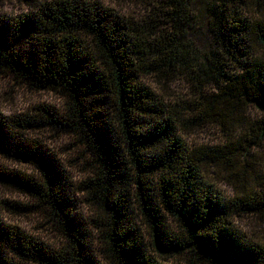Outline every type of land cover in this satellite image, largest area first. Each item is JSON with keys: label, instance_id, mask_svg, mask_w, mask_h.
Instances as JSON below:
<instances>
[{"label": "trees", "instance_id": "16d2710c", "mask_svg": "<svg viewBox=\"0 0 264 264\" xmlns=\"http://www.w3.org/2000/svg\"><path fill=\"white\" fill-rule=\"evenodd\" d=\"M22 1L24 12L0 15V71L58 103L0 111V158L35 170L0 163V185L39 200L65 245L6 222L2 208L27 207L4 199L0 264H167L151 250L170 264H264V244L235 223L264 219V15L252 17L247 0H200L197 13L191 0H145L134 15L100 0ZM196 14L211 35L202 56L187 36ZM151 75L186 77L191 98L166 102ZM215 124L225 143L184 140ZM45 129L91 153L90 178L74 186L55 150L29 135ZM208 172L238 192L225 196Z\"/></svg>", "mask_w": 264, "mask_h": 264}, {"label": "rangeland", "instance_id": "374dc122", "mask_svg": "<svg viewBox=\"0 0 264 264\" xmlns=\"http://www.w3.org/2000/svg\"><path fill=\"white\" fill-rule=\"evenodd\" d=\"M100 1L125 15L143 14L144 11L146 12V7H144L145 0ZM247 1L249 7L248 13L252 17L264 15V5L259 9L256 7V2L258 0ZM200 6V0H191V8L194 12H196ZM25 9L26 5L22 0H0V15L16 16L24 12ZM197 18L199 19L198 22L196 21L198 26H196L192 32H189L187 36L191 39L192 47H194V49L197 50V53L201 55L212 47V43L211 35L207 30L206 17H204V14H198ZM145 80L148 85L160 93L168 103L174 104L179 100L191 98L192 87L186 81V77L176 76L167 83H164L162 80L160 81L155 75L145 77ZM43 103L54 105L55 103H58V98L54 94L45 91L33 90L30 87L25 86L13 75L0 71V111L8 115L19 112H35L34 107ZM248 110L252 113L255 111V108L249 107ZM29 135L35 138H41V140L55 150L60 159L65 163L66 169L74 182V186H78L90 178L92 174L90 165L93 160V156L77 140L76 137L69 136L53 129L31 132ZM227 139L228 138L222 131L220 125L217 124L214 126H208L203 131L197 130L196 132H190L184 137V140L188 144L196 146L221 145L225 143ZM262 155V161L264 162V152H262ZM0 163L11 169L18 170L29 175H35V170L24 164L6 161L3 158H0ZM207 174L208 179L211 182H214L216 187L220 189L222 194L225 196L229 197L238 192L232 181H227L225 178H222L225 174H219L217 176H213L210 172ZM76 196L80 197V210H82L85 215L90 218L94 217L95 212H90L86 205L87 203L84 201L85 197L78 193ZM4 199L19 202L27 207L26 210L17 212L13 210L5 211L2 208V211L4 212L2 215L6 222L17 225L25 232L44 239L52 246L63 247L65 245V238L62 236V233L58 231L56 223L53 221L49 210L42 208L39 200L0 185V201ZM134 211L135 217L137 221H139L141 219V213L138 207L134 208ZM235 223L250 238L256 239L264 244V219L255 216H244L236 219ZM171 225L172 228H177V223L175 221H172ZM147 238L150 242L151 238L148 236ZM151 251L152 254L160 260V262L170 264L159 256V254L153 250ZM176 258L172 260H176ZM177 259L179 261H184V264H187V257H178Z\"/></svg>", "mask_w": 264, "mask_h": 264}]
</instances>
